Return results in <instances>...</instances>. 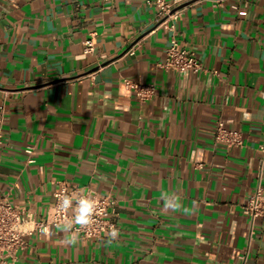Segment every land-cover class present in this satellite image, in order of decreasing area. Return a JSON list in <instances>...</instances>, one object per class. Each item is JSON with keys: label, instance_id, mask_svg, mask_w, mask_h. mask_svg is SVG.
<instances>
[{"label": "crops", "instance_id": "crops-1", "mask_svg": "<svg viewBox=\"0 0 264 264\" xmlns=\"http://www.w3.org/2000/svg\"><path fill=\"white\" fill-rule=\"evenodd\" d=\"M172 23L146 0H0V199L42 222L62 186L108 196L120 233L66 246L33 222L22 264H264L244 213L264 187V0H192ZM173 36L203 70L161 68Z\"/></svg>", "mask_w": 264, "mask_h": 264}, {"label": "built area", "instance_id": "built-area-1", "mask_svg": "<svg viewBox=\"0 0 264 264\" xmlns=\"http://www.w3.org/2000/svg\"><path fill=\"white\" fill-rule=\"evenodd\" d=\"M192 0H146L149 7L155 9V24L174 29L172 22L181 17V8ZM85 53L90 54L94 50V40L89 39L85 42ZM166 71H174L179 74L198 73L203 70L202 62L194 56L189 50L182 49L178 40L173 36L169 47L166 50L165 60L160 64ZM126 90L141 103L153 100L157 95V87L153 83H144L125 78L123 80ZM5 116L3 108L0 110V119ZM216 142L225 143L230 148H241L244 146L243 136L240 132L227 129L222 121H219L216 129ZM4 144V137L0 129V146ZM259 151L263 156L264 162V143L259 146ZM31 153V150L27 151ZM83 194L88 195L90 191L80 190L78 188L68 190L62 186L55 193V200L52 208L48 212L46 219L42 222H35L33 216L23 208L10 201L8 195L0 199V264H22L20 261L21 252L26 249L27 242L25 237L31 235L34 229L28 224L35 223V227L47 230L48 226H59L62 220L70 217L65 213L58 212L57 198L63 194ZM91 195L97 200L99 205V214L95 217V222L88 228L82 229L79 233L84 240L101 239L106 233L115 227L119 229L114 220V201L108 196L98 194ZM244 213L248 215L252 222L260 217H264V187L258 186L257 190L249 196L245 205ZM79 228V225H76Z\"/></svg>", "mask_w": 264, "mask_h": 264}, {"label": "clouds", "instance_id": "clouds-1", "mask_svg": "<svg viewBox=\"0 0 264 264\" xmlns=\"http://www.w3.org/2000/svg\"><path fill=\"white\" fill-rule=\"evenodd\" d=\"M166 209L175 211L182 207L179 201L173 202L166 199L164 203ZM58 212L67 214L70 218L62 220L61 230L65 233V238L61 241L66 246H73L80 242V231L88 228L95 222V217L99 214L97 200L89 193L88 195L73 193L63 194L57 198ZM76 225L80 227L77 228ZM119 229L112 227L107 233L108 242H113L119 238Z\"/></svg>", "mask_w": 264, "mask_h": 264}]
</instances>
